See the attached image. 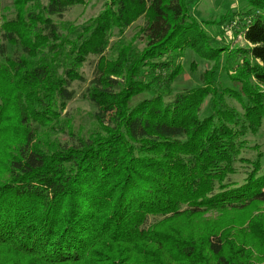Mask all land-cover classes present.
<instances>
[{
    "label": "trees",
    "instance_id": "1",
    "mask_svg": "<svg viewBox=\"0 0 264 264\" xmlns=\"http://www.w3.org/2000/svg\"><path fill=\"white\" fill-rule=\"evenodd\" d=\"M85 1L19 0L0 25V264H246L252 242L264 254L261 223L240 244L218 231L195 238L193 226L207 212L264 203L262 156L239 159L246 134L264 127V0H246L235 31L244 48L215 45L189 0H109L71 39L63 20ZM139 18L108 60L115 31ZM187 51L223 61L236 89L217 69L174 92ZM92 58L84 134L61 117ZM237 162L248 170L240 185L229 182Z\"/></svg>",
    "mask_w": 264,
    "mask_h": 264
},
{
    "label": "rangeland",
    "instance_id": "2",
    "mask_svg": "<svg viewBox=\"0 0 264 264\" xmlns=\"http://www.w3.org/2000/svg\"><path fill=\"white\" fill-rule=\"evenodd\" d=\"M16 1L19 0H0V25L3 19L13 17L16 14V7L14 5ZM20 1L27 4L26 7H28L34 0ZM106 1L108 2L109 0H86L83 5L72 8L68 11L63 20L64 32L68 34L71 39H74L79 35L87 22L95 18L104 9V3ZM188 5L191 15L201 22L203 29L215 45L230 48L246 47L241 36L235 38V31L240 27V23L246 20V18H242L244 16L241 15L247 9L246 0H189ZM143 24V18H139L123 33L115 31L111 45L108 52L105 54V57L108 60H113L116 56V50H118L121 45L130 43L139 29L143 27ZM70 28H74V30L71 31ZM135 46L142 48L139 40L136 41ZM14 52V48L8 47V55H12ZM179 63L182 65L184 72L172 85L174 92H182L200 87L205 83L207 77L209 78L211 71H216L217 69L218 80L220 83L224 86L236 89V86L228 81L226 72L222 70L223 61H221L220 64H218V68H216L213 61L204 60V58H199L191 51H187ZM95 64L96 61L92 58L79 69V73L85 81H78L73 84V91L75 92L74 100L66 106L63 116L61 117V119L66 118L72 120L75 130L82 131L84 134L87 133L94 124L92 122V117L95 109L85 99L84 95L91 78L93 77ZM148 96H151V94L145 93L135 99L133 105ZM228 102L231 106L239 109L236 102L230 100H228ZM203 107V112L200 116L201 118L210 112L209 99L204 102ZM53 137L58 138L61 142L68 141V136L62 132H59L56 136L53 135ZM243 140L246 141L247 147L241 152L239 159H243L250 163L260 154L262 156L261 172L263 174L264 127L258 132V134H246ZM257 153L259 154L257 155ZM246 166L249 165L246 164ZM235 167L237 173L229 177V182L235 183V185H240L246 178L245 173L248 170L240 162H237ZM260 223L264 227V203H257L253 208H248L247 210L233 212H207L203 214L202 218L197 219L193 223L194 231H196L194 232V236L195 238L202 239L207 235V232L213 233L218 231L221 235L223 234V237L226 238L228 243H236L238 238L243 234L251 235V228L254 226L259 227ZM191 228L192 226L188 229ZM258 234L259 232L254 233V236L256 237ZM246 240L247 242L251 241L247 238ZM251 244L250 246H246V250L248 251L246 252L248 257V262L246 264H261L264 255L262 252L263 249L253 245V242Z\"/></svg>",
    "mask_w": 264,
    "mask_h": 264
}]
</instances>
